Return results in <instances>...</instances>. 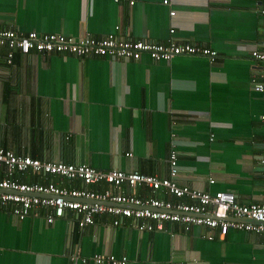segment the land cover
Instances as JSON below:
<instances>
[{"label": "crops", "instance_id": "1", "mask_svg": "<svg viewBox=\"0 0 264 264\" xmlns=\"http://www.w3.org/2000/svg\"><path fill=\"white\" fill-rule=\"evenodd\" d=\"M163 2L0 0V30L191 42L219 54L215 61L204 56L127 61L18 50L9 64V49L0 48V148L159 178L170 176L171 153L177 152L180 185L234 193L242 204L261 203L264 100L257 87L261 62L252 57L264 38L261 2ZM8 177L84 188L77 180L0 170V178ZM135 193L177 201L147 188ZM69 217L48 224L40 210L21 221L0 207V264H95L89 259L96 255L126 257L128 264H264V234L230 229L222 238L206 227L187 231L177 223L140 232L130 220L114 227L109 215L72 230Z\"/></svg>", "mask_w": 264, "mask_h": 264}, {"label": "built area", "instance_id": "2", "mask_svg": "<svg viewBox=\"0 0 264 264\" xmlns=\"http://www.w3.org/2000/svg\"><path fill=\"white\" fill-rule=\"evenodd\" d=\"M260 2L259 12L264 20V0ZM134 3L135 0H130L131 5ZM163 3L169 5L170 0H164ZM175 13L172 11L171 16H175ZM0 48L9 49V64L13 63L18 50L24 55L56 53L80 58L127 61H139L144 57L154 61H171L179 56H204L215 61L219 56L218 52L191 42L163 44L146 40H122L116 34L104 38L87 35L78 39L63 34H18L14 30H0ZM252 57L261 62L260 82L257 87L264 100V38L261 45L252 52ZM260 119L264 124V113ZM260 164L264 174V154ZM0 170L9 176L37 173L77 180L84 186L83 189H68L53 181L26 184L9 177L0 178V207L21 221L34 212L43 210L48 224L65 219L69 214L71 218L75 216L72 219L69 217L72 230L76 227L83 230L94 225L98 218L109 215L113 218L114 227H121L125 220H130L140 232L162 231L167 223H177L187 231L193 226L206 227L212 232L217 231L222 238L230 229L264 234V201L247 205L240 203L234 193L212 194L180 185L177 180V152L171 153L170 176L167 178L137 171L100 170L88 164L43 161L1 148ZM214 182L213 179L210 180V183ZM102 184L110 187L103 191L88 189L90 186ZM123 187L130 192L113 191V188ZM139 188H147L154 193L162 191L177 201L141 197L135 193ZM215 236L210 233L207 237L214 240ZM90 260L95 264H128L126 257L117 258L114 255H96ZM83 262H88V259L85 258Z\"/></svg>", "mask_w": 264, "mask_h": 264}, {"label": "bare ground", "instance_id": "3", "mask_svg": "<svg viewBox=\"0 0 264 264\" xmlns=\"http://www.w3.org/2000/svg\"><path fill=\"white\" fill-rule=\"evenodd\" d=\"M28 55H30V54H28ZM69 56H73V55H69ZM76 57V56H75ZM78 58H80V57H78Z\"/></svg>", "mask_w": 264, "mask_h": 264}, {"label": "trees", "instance_id": "4", "mask_svg": "<svg viewBox=\"0 0 264 264\" xmlns=\"http://www.w3.org/2000/svg\"><path fill=\"white\" fill-rule=\"evenodd\" d=\"M20 181H22V182H23V180H21V179H20ZM23 183H24V182H23Z\"/></svg>", "mask_w": 264, "mask_h": 264}]
</instances>
